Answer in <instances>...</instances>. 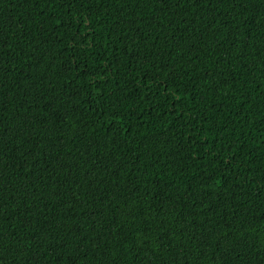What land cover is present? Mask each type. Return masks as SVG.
Segmentation results:
<instances>
[{
  "label": "trees",
  "instance_id": "16d2710c",
  "mask_svg": "<svg viewBox=\"0 0 264 264\" xmlns=\"http://www.w3.org/2000/svg\"><path fill=\"white\" fill-rule=\"evenodd\" d=\"M0 264H264V0H0Z\"/></svg>",
  "mask_w": 264,
  "mask_h": 264
}]
</instances>
